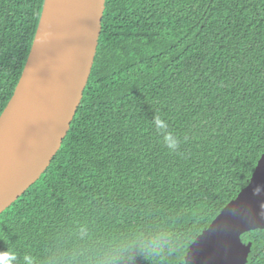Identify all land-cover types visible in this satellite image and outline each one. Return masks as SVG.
Here are the masks:
<instances>
[{
    "label": "trees",
    "instance_id": "1",
    "mask_svg": "<svg viewBox=\"0 0 264 264\" xmlns=\"http://www.w3.org/2000/svg\"><path fill=\"white\" fill-rule=\"evenodd\" d=\"M43 2L0 0V116ZM263 154L264 0H105L68 134L0 214V264H185ZM241 240L264 264V230Z\"/></svg>",
    "mask_w": 264,
    "mask_h": 264
},
{
    "label": "water",
    "instance_id": "2",
    "mask_svg": "<svg viewBox=\"0 0 264 264\" xmlns=\"http://www.w3.org/2000/svg\"><path fill=\"white\" fill-rule=\"evenodd\" d=\"M105 0H44L22 75L0 116V214L46 171L94 63ZM264 230V154L249 184L189 246L185 264H246L241 236Z\"/></svg>",
    "mask_w": 264,
    "mask_h": 264
},
{
    "label": "clouds",
    "instance_id": "3",
    "mask_svg": "<svg viewBox=\"0 0 264 264\" xmlns=\"http://www.w3.org/2000/svg\"><path fill=\"white\" fill-rule=\"evenodd\" d=\"M154 124L156 125L157 130L166 127L164 122L160 120L159 118H156L154 120ZM163 143L170 149H176L178 147V139L174 137V135L170 132L164 133Z\"/></svg>",
    "mask_w": 264,
    "mask_h": 264
}]
</instances>
